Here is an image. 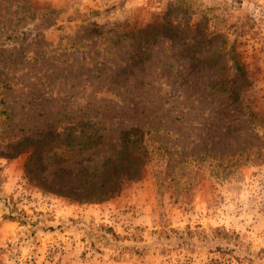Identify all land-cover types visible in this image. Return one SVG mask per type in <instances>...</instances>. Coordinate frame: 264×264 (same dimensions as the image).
Segmentation results:
<instances>
[{"label":"rangeland","instance_id":"obj_1","mask_svg":"<svg viewBox=\"0 0 264 264\" xmlns=\"http://www.w3.org/2000/svg\"><path fill=\"white\" fill-rule=\"evenodd\" d=\"M0 264H264V0H0Z\"/></svg>","mask_w":264,"mask_h":264},{"label":"trees","instance_id":"obj_2","mask_svg":"<svg viewBox=\"0 0 264 264\" xmlns=\"http://www.w3.org/2000/svg\"><path fill=\"white\" fill-rule=\"evenodd\" d=\"M145 133L146 132H142L138 129H129L127 131H123L121 133V139H120V144L122 146L121 148L123 149V153L119 154L115 159H113L114 166L113 164L110 165L108 170L109 171L108 178H106L104 181H101L99 185H95L97 181H100L99 179L96 180L91 179V181L94 183V185L92 186L93 189H89L85 192L74 191L71 193V195L76 198L78 197L77 199H84V201L89 199L96 201V200L104 199L105 196L115 195L120 191L122 185L126 182V179L128 178L131 179L133 177L138 176L140 167H142V165L144 164L149 163L153 155H156L154 157H156L158 161H160V159L164 157L166 150L160 153L157 149L149 153V149L146 144L148 140H145L144 137ZM132 149H135L133 154L130 153V150ZM126 152L127 154L130 153L128 155V158H126ZM208 157L215 158V156H210V155H208ZM189 158H191L192 160L196 159L195 156H190ZM216 158L219 159L220 157L217 156ZM109 160L111 159L108 158L107 160H104L102 166L99 168H103L104 164H106V162ZM127 160L131 162L132 170L129 169L130 164H125ZM41 161L42 158L40 157V162ZM187 161L188 158L185 157L182 160V164L185 165ZM26 171L31 172L32 169L27 166ZM88 175H93V173H89ZM106 182L108 183L110 182V185H108ZM62 192L68 193L66 189L65 191Z\"/></svg>","mask_w":264,"mask_h":264}]
</instances>
